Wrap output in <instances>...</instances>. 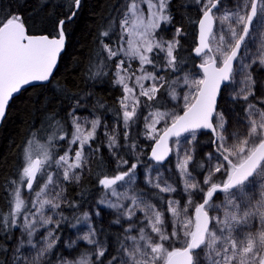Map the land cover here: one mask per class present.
I'll return each mask as SVG.
<instances>
[{
  "label": "snow or ice",
  "instance_id": "snow-or-ice-1",
  "mask_svg": "<svg viewBox=\"0 0 264 264\" xmlns=\"http://www.w3.org/2000/svg\"><path fill=\"white\" fill-rule=\"evenodd\" d=\"M169 3L170 0H126V11L119 20V47L114 49L103 40L100 43L109 60L121 54L126 57V60L118 59L115 64V83L123 86L124 93L119 103L125 139L130 125L142 120L144 135L154 143L150 149L151 158L160 163L175 154L176 169L186 199L183 206L173 198L164 201L168 213L166 224L165 213L157 210L144 195L129 194L135 183L139 160L129 163L117 158V167L126 166V170L99 179L105 190V198L99 203L118 210L125 218L128 235L124 240L129 243H121L122 256L113 257L109 264L113 261L115 264H201L202 261L203 264H264V107L259 106L264 105V99H258L256 103L249 101L250 96L255 99L251 65L264 66V0H234L233 9L223 13L221 0H196L201 18L198 20V44L193 51L201 60L197 66L202 72L199 79L183 72L184 66L178 63L174 54L179 47L176 37L182 30L176 29L171 40L157 37L161 25L171 22ZM145 4L147 12L142 7ZM80 7L81 0H71L70 9L79 10ZM75 16L76 11H70L67 20L70 22ZM65 24L63 19L56 22L55 35L47 30L30 34L22 16L8 13L0 19V121L4 120L14 94L20 93L24 86L33 82H51L58 58L66 46ZM113 30L109 24L108 30L100 35L108 37ZM249 42L256 44L255 52ZM245 59L249 62L245 63ZM132 61L139 62L137 69H132ZM145 66H150L152 71ZM95 67L93 75H101L103 63ZM163 71L176 78L169 80L164 75H157ZM237 75L241 77L239 83L242 86L232 98L245 102L243 110L247 127L243 134L233 132L226 136L227 121L223 113L217 111V97L222 85L237 83ZM144 81L151 83L145 87ZM130 82H133L131 87ZM177 88H187L188 91L181 96ZM161 89L172 100L183 101L180 106L183 114L157 108L138 117L141 97L146 98V103L154 101ZM80 107L77 101L68 113L71 131L53 115L40 138L32 134L26 141L19 182H11L13 200L8 212L0 213V226L6 231L17 227L23 229L17 252L24 245V234L27 243L36 248L33 237L38 228L47 229V226L54 225L53 229H47L46 236L40 237L43 243L36 249L30 264H40L59 240L54 235L55 229L60 227L59 221L45 216L48 208L63 219L56 210L63 202L64 189L54 176H62L65 181L80 179L77 170L86 165L85 147L91 150V142L101 127L98 116L91 119L81 116ZM161 123L163 128L157 129L156 125ZM198 130L210 131V142L214 147L213 152L206 154L208 167L197 166L201 170L200 180L188 170L195 152L192 142L196 140ZM184 133L190 134V139L186 138L188 147L180 140ZM105 135L109 149L118 150L116 136L107 132ZM173 137L176 139L170 145ZM61 141L66 142L67 148L62 155L54 156L56 145ZM73 145H76L75 150ZM130 147L135 148V144ZM53 165L57 172L50 171ZM217 174L224 179L217 180ZM38 177L43 182L38 185L29 204L22 197L21 190L26 187L32 192ZM162 180L159 169L154 176L151 170L144 176L146 185L159 190L155 195L160 199H163L162 193L176 192L175 187L166 180L162 184ZM121 188L123 191L119 190ZM194 197H199V202H194ZM190 208L193 209L191 215ZM137 212L141 213L140 217ZM133 217H136L135 221ZM21 218L22 224L19 223ZM81 219L89 220V214L84 213ZM253 222L257 223L255 231L251 230ZM133 232L136 235H132ZM80 239L98 245L95 229L91 226ZM172 241L180 242L181 246H172ZM106 251L104 247H97L94 255L99 264H103L100 258ZM24 261L28 264L27 257ZM59 264L94 262L91 255L84 254L76 260L61 259Z\"/></svg>",
  "mask_w": 264,
  "mask_h": 264
},
{
  "label": "trees",
  "instance_id": "trees-1",
  "mask_svg": "<svg viewBox=\"0 0 264 264\" xmlns=\"http://www.w3.org/2000/svg\"><path fill=\"white\" fill-rule=\"evenodd\" d=\"M70 3L71 0H0V19H3L8 13L18 14L23 17L30 34L47 30L52 35H55L56 22L65 19L67 36L66 50L61 56L58 69L51 82L23 90L12 100L7 116L0 127V213H7L10 202L13 200L14 186L11 182L14 180L19 182L26 141L31 138L32 134H36L37 138H40L43 129L47 127L49 118L53 115L69 130L70 117L68 113L79 101L81 105L79 113L95 114L100 118L101 126L105 117L114 116L118 119L119 131L122 133V111L118 105V99L124 93L123 86L115 83V64L120 56L109 60L106 52L101 49L100 41L103 40L104 44H108L114 49L119 47V20L123 18V13L126 11V0H81L80 9L76 11V16L69 22L67 14L70 11H75L74 8H69ZM168 8L171 22L161 25L157 37L170 40L173 35L170 32L178 28L181 29V34L177 37L179 47L174 54L178 63L184 66L183 70L197 68L198 62L192 50L196 45L197 24L201 16L199 6L196 0H170ZM109 24H112L114 30L109 33L108 37H101L100 33L108 30ZM101 62L103 63L101 75L94 76L95 66ZM258 65L253 64L250 69L257 72ZM163 72L167 79L171 78L172 75L167 71ZM249 101L257 102L251 96ZM149 102L153 103L154 108H158L160 111L182 113L179 106L171 104V101L166 98L163 89L157 93L156 100ZM244 103L241 100H233L229 85L223 89L218 110L227 120L225 134L229 135L232 130L238 128L246 129L243 121L244 113L241 109V105ZM135 128L137 131L138 126ZM189 135L184 136L181 140H185ZM96 138L98 142L103 139L101 127L98 129ZM207 139L211 140V134L201 132L198 138L192 142L195 152L189 168L195 177H201V170L197 167L199 164H203L207 168L202 161L204 158L199 155L203 150L200 148L201 141ZM141 143L146 144V150L139 161L136 172L149 162L148 154L153 144L151 141ZM186 146L188 147L187 144ZM66 147V142L61 141L56 145L54 156H58ZM99 151L100 154L94 160L89 173L82 177L79 184L73 182L66 184L65 197L67 201L62 203L58 209V213L62 214L63 219L60 218V227L57 229L59 234L57 247L61 245L64 235L78 218L85 212L90 213L93 210L103 188L98 182L99 179L104 175H114L117 170H126V166L116 168L112 164L111 155L104 145L100 146ZM122 152L129 163L137 162L135 156L126 148H122ZM172 160L171 158L165 166H172ZM171 171H174L173 166ZM39 180L38 177L32 192L27 193L24 187L22 188L24 199L31 196L37 188ZM155 190L158 191V189ZM156 192L153 190V195ZM153 199L156 204L160 201L156 195ZM106 221H108L106 218L102 222L95 220L101 225L100 231L103 237L100 240L106 242L111 252L113 249L117 251V234L121 230L115 229L113 226L110 227ZM21 236L22 232L19 227L9 228L6 231L4 227L0 226V264H14ZM80 250L81 248L76 250V253ZM54 251H57L56 247ZM120 257L121 255L118 258Z\"/></svg>",
  "mask_w": 264,
  "mask_h": 264
},
{
  "label": "rangeland",
  "instance_id": "rangeland-1",
  "mask_svg": "<svg viewBox=\"0 0 264 264\" xmlns=\"http://www.w3.org/2000/svg\"><path fill=\"white\" fill-rule=\"evenodd\" d=\"M233 5H234V0H221V13H223L224 11L232 10ZM142 7L144 8L145 12H147V5L146 4L142 5ZM175 31L176 30L170 32L171 35L173 34L171 39L174 38ZM125 39H127V38L125 37ZM255 46H256V44L249 42V47L252 49L253 52H255V50H256ZM242 52H243V50H242ZM118 59H125L126 60V57H124L123 54H121ZM196 59H197V62L201 63V60L199 58H196ZM244 62L248 63L249 61L247 59H245ZM252 65H251V67H252ZM257 65H258V63H257ZM127 66L128 65L126 62L125 67H127ZM138 67H139V62L138 61H132V69H137ZM145 67L147 68L148 71H152V68L150 66H145ZM183 72L190 73L191 77L195 78V79H199L202 76V72L197 68H194V69L193 68H191V69L187 68V69L183 70ZM183 72L181 73V75H183ZM250 72H251V76H252L253 80L255 81V85L253 86L254 90H255V99L254 100L257 101L258 99H264V66L258 65L257 72L252 71L251 69H250ZM137 74H139V73H137ZM157 75H164L166 77L164 72H157ZM175 78L176 77L174 75H172L169 80H173ZM240 79H241V77L239 75H237V77H236L237 83L228 84L230 86V92H232V94L235 91H238L239 88L242 86L239 83ZM150 83H151L150 81H144L145 87H148L150 85ZM129 86L130 87L133 86V82H130ZM187 91H188L187 88H184L183 90H181L180 88H177V92L181 96L184 93H186ZM138 94H139V92L137 90V95ZM122 97L123 96H121L118 99V105H119L120 109H121V106H120L119 101L121 100ZM166 98L171 101V104L177 105V106H179V108H181L180 106L183 103L182 100H179V101L178 100H172L171 97L168 96L167 94H166ZM253 103H256V102H253ZM259 106L264 107V105H259ZM241 107H242L241 109L244 113V115H243V121H244L245 112L243 109L245 107V103L242 104ZM154 110H156V109L154 108L153 103H150L149 101H147V103H146V98L141 97L140 108L138 109L137 116L140 117L141 114L147 115V113L149 111H154ZM121 111H122V109H121ZM217 111L219 112V110H217ZM79 114L81 116H88L90 119L96 117L95 114H93V113H84V114L79 113ZM225 120H226V118H225ZM244 125L247 127L245 122H244ZM136 126H138L137 131L135 130ZM163 126H164L163 123L156 125L157 129H162ZM69 127H70L69 131H71V126H69ZM122 127H123V130H122V133H120L118 119L115 118L114 116L105 117V119L103 120V124L101 126V137L103 138L102 141L98 142V140H96L97 138H95V140L91 142V150L87 146L85 147L84 151H85V155L87 157L86 165L83 169L77 170V173L79 174L80 179L76 180L73 178V179H69V180L65 181V180H63L62 176H60V177L54 176V180L58 179L60 187H62L64 189V192L62 194L63 195V202L62 203L67 201V199L65 197L66 184L68 182H73L75 184H79L82 177L89 173V170L91 169V166H92L94 160L98 157V154H100L99 150H100L101 145H104L106 147L108 153L111 155L112 164L114 166H116V168H118L117 167V158H122L124 160H127L124 153L122 152V148H126V150H128L132 155L135 156L136 160H139V161L141 160V158L145 154V150H146V144L144 142L151 141V140L147 139V137L144 135V126H143L142 120L138 119L135 124L130 125V127L128 129L127 139H125V137H124L125 129L123 126V122H122ZM225 127H226V125H225ZM245 131H246L245 128H241V129L238 128L236 130H232L231 133L235 132L238 134H243ZM97 132H98V130H97ZM105 132L112 133L116 136V139L119 143V149L118 150L117 149H109L108 138L105 135ZM201 132L202 131H197L196 138H198V135ZM230 134L229 135L225 134V135L230 136ZM187 135H189V133L186 134L185 136H187ZM96 136H97V133H96ZM189 137H190V135L187 138H189ZM183 138L184 137L180 138V140ZM173 141L174 140L171 141V144L173 143ZM210 141L211 140H208V139L205 141H201L202 143H201L200 148L203 150L199 154L202 156V158H204L202 161H203V163H205V165L207 167H208V160L206 159V154L214 151L213 145L211 144ZM141 142H143L144 144H142ZM151 142H153V141H151ZM181 143L185 147H187L186 146V144H187L186 139L183 141L181 140ZM132 144H135V148L130 147ZM75 148H76V145H73V150H75ZM209 148H212V149H209ZM63 153H64V151L61 152L59 155H62ZM113 153H115V155H113ZM171 158L173 159L172 160L173 161L172 166H173L174 171H171L172 166H170V167L165 166L167 163L163 164V165L157 164L148 158L149 162L144 164V166L136 172L135 183L131 186V189L129 191L130 195H132V194L144 195L146 199H148L152 204H154L156 206L157 210L164 212L166 224H167L168 213L166 211V205L164 204V201L169 199V198H173L175 200H179L181 206H183L185 203V199H186L185 194L182 192L181 178L178 175V172L176 169V156L174 153H173ZM189 165H190V163H189ZM189 165H188V170L190 171ZM160 166H162V167H160ZM122 167H124V166H121L119 168H122ZM157 169H159V172L162 173L164 180H166L167 183L171 184L173 187L176 188V192H174V193H162L161 196L163 197V199L159 198L160 201L158 204H156L153 201L154 200L153 198H155V195H153L152 191L154 190L156 192V190L152 189L150 186L146 185L144 182L145 173L148 170H151L152 175L154 176L156 174ZM50 171L57 172L58 170L56 169L55 165H53V167L50 169ZM117 171H121V170H117ZM109 176H112V175H109ZM196 179L200 180L201 177H196ZM216 179L222 180V179H224V177L217 174ZM164 180L161 181L162 184L164 183ZM42 182L43 181L39 180L38 185ZM38 185H37V188L31 194V196L28 199H25L27 202H29V204L33 198L35 191L38 190ZM58 190H59V188L57 189V191ZM119 190L123 191L122 188ZM21 195L23 197L22 192H21ZM104 198H105V190L102 188L100 198H99V200H97L95 206L93 207V210L90 213L85 212V213L89 214V220L84 221L83 219H81L83 216V215H81L78 218V220L66 232V234L64 235L63 241L61 242V245L59 247H57V243H56L55 247L57 248V251H54V249H55V247H54L40 261V264H49V261L51 262V264H59V261L61 259L76 260L84 254L91 255L94 264H99V261L96 260V257L94 255L98 246L104 247L107 249V251L105 252V256L100 258V260L103 261V264H109V261H112L113 257L118 258L119 255L122 256L121 243H129V242L124 240V237L126 235H128V233L125 232V229L128 227V222L125 220V218L123 216L120 215V212L118 210L108 207L107 204L99 203V201L101 199H104ZM109 198L114 200V198H111V197H109ZM221 199H222V197H221ZM194 202H199V197H194ZM217 202H219V201H217ZM125 204L127 205L128 202L125 201ZM190 210H191V212H193V209L190 208L189 212H190ZM56 212L58 213V209L56 210ZM97 213H98V215H97ZM45 216H52L53 220H58L60 222L59 215L53 214V212L48 208L45 209ZM140 216H141V213L137 212V217H140ZM110 217H112V219H109ZM105 218L108 220V221H106V223H108V225L110 227L113 226L115 229L118 228L119 230H121L117 234V237H118L117 238V240H118L117 251H115V249H113V252H111L109 247L106 245V242L100 240L103 237L101 234V231H100L101 225L98 222H95V220L102 222ZM117 220H119L120 223H116ZM135 220H136V217H133V221H135ZM19 223L22 224V218H21ZM89 226H91V228L95 229V238L98 242V245L88 244L86 241L80 239V237H82L85 233H87L89 231ZM19 228H21V232H23L22 227H19ZM53 228H54V225L47 226V229H53ZM256 228H257V223L253 222L251 230L255 231ZM47 229L44 227L38 228L36 236L33 237V243L36 244V248H33L31 245H29L27 243L28 238H27V235L24 234V236H23L24 245H23V247L19 248V252H17L16 257L14 259V264H25L24 257H27L28 264H30L32 257H34L36 255V249H38L43 243V241L40 240V237L47 235ZM118 229H117V231H118ZM168 230L170 232V230H171L170 227ZM146 231H148V229H146ZM131 234L136 235L135 232H133ZM54 235L59 237L57 229H55ZM153 239L155 240V237H153ZM37 241H39V242H37ZM73 242H75V243H73ZM68 245H72V247L69 248ZM171 245L175 246V247H180L181 243L178 241H172ZM168 246H169L168 243H166V247H168ZM79 248H81V250L76 253V250H79ZM113 264H115V261H113ZM201 264H203V261L201 262Z\"/></svg>",
  "mask_w": 264,
  "mask_h": 264
},
{
  "label": "water",
  "instance_id": "water-1",
  "mask_svg": "<svg viewBox=\"0 0 264 264\" xmlns=\"http://www.w3.org/2000/svg\"><path fill=\"white\" fill-rule=\"evenodd\" d=\"M75 11H77V10L75 9ZM200 18H201V16H200ZM200 18H199V19H200ZM63 20H65V19H63ZM65 21H66V20H65ZM65 35H66V33H65ZM198 37H199V25L197 24V41H196V45L194 46V48H195V47L197 46V44H198ZM66 46H67V36H66ZM66 46H65V49L61 52L60 57L58 58L57 67H56V69H55L54 72H53V76H54L55 72H56L57 69H58V66H59V63H60L61 56H62L63 53L65 52V50H66ZM194 48H193V49H194ZM242 50H243V49H242ZM192 52H193V55L196 57V55H195V53H194L193 50H192ZM196 58H198V57H196ZM199 64H200V62L197 63L196 67H197ZM234 66H235V65H234ZM197 69H198V67H197ZM47 83H49V82H33L31 85L24 86V87L21 89L20 93H21L23 90H25L26 88H28V87L36 86V85H43V84H47ZM225 87H226L225 85H222V86H221L220 93H219V95H218V97H217V110H218V104H219L220 97H221L222 92H223V89H224ZM20 93H18V94H14L13 99L16 98L18 95H20ZM13 99H12V100H13ZM12 100L10 101L9 106H10ZM8 109H9V108H8ZM7 113H8V111H7ZM7 113H6V116H7ZM180 114L182 115L183 113H180ZM6 116H5V118H6ZM5 118H4V119H5ZM3 121H4V120H3ZM3 121H0V127H1V125H2V123H3ZM198 131H202V132H208V133H210L209 130H198ZM186 134H188V133H184V134H182L181 138L184 137ZM175 139H176V138L173 137V138L169 141L170 145H171V141H172V140H175ZM153 146H154V143L152 144L151 147H153ZM150 149H151V148H150ZM172 155H173V153L170 154V155L166 158V160H165L164 162H160V163H158V162H156L155 160H153V159L151 158V151H149L148 158H149L151 161H153V162H155V163H157V164H161V165H163V164H166V163L170 160V158L172 157ZM37 179H38V178H37ZM34 185H35V183H34ZM34 185H33V187H34ZM24 190H25V192L29 193V191L26 189V187H24Z\"/></svg>",
  "mask_w": 264,
  "mask_h": 264
},
{
  "label": "flooded vegetation",
  "instance_id": "flooded-vegetation-1",
  "mask_svg": "<svg viewBox=\"0 0 264 264\" xmlns=\"http://www.w3.org/2000/svg\"><path fill=\"white\" fill-rule=\"evenodd\" d=\"M189 214H192L191 210H190ZM210 215H211V213H210Z\"/></svg>",
  "mask_w": 264,
  "mask_h": 264
}]
</instances>
